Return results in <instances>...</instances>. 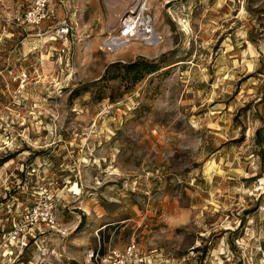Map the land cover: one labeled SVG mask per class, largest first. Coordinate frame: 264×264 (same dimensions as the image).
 Masks as SVG:
<instances>
[{
  "label": "rangeland",
  "instance_id": "rangeland-1",
  "mask_svg": "<svg viewBox=\"0 0 264 264\" xmlns=\"http://www.w3.org/2000/svg\"><path fill=\"white\" fill-rule=\"evenodd\" d=\"M28 4L0 0V264H264V0ZM112 7L150 39L105 45Z\"/></svg>",
  "mask_w": 264,
  "mask_h": 264
},
{
  "label": "built area",
  "instance_id": "built-area-1",
  "mask_svg": "<svg viewBox=\"0 0 264 264\" xmlns=\"http://www.w3.org/2000/svg\"><path fill=\"white\" fill-rule=\"evenodd\" d=\"M136 0H132V3L134 4ZM66 0H29V4L27 6V10L22 13L20 16L22 19V22L28 25H40L41 23L45 21H50L56 19L57 11L55 6L56 5H64ZM136 8V7H135ZM127 15L123 16V20L128 19L126 17ZM150 23L143 24L142 27L137 26L136 32L137 35L140 33L141 35H147L149 40L150 36L148 33L150 30L148 29L150 27ZM70 25L67 21H63L60 26L57 28V34L56 37L62 39L63 37L67 36L70 32ZM141 29V30H140ZM138 30V31H137ZM135 31H130V33H134ZM136 36V33L133 34L130 38ZM107 45V44H106ZM108 46V45H107ZM111 48L110 46H108ZM8 239L13 241H18L23 236V230L19 226H15L14 229L9 231L7 233ZM128 251L132 252L131 255H133L135 251V245L129 246ZM130 255V256H131ZM104 262L108 261V263H111L112 260H114V264H128L127 256L120 255V253L116 251H112L110 254L106 255L104 257Z\"/></svg>",
  "mask_w": 264,
  "mask_h": 264
},
{
  "label": "bare ground",
  "instance_id": "bare-ground-1",
  "mask_svg": "<svg viewBox=\"0 0 264 264\" xmlns=\"http://www.w3.org/2000/svg\"><path fill=\"white\" fill-rule=\"evenodd\" d=\"M139 4V3H138ZM130 5H131V1H130ZM135 6L133 7V9L136 7L137 4H134ZM128 7V6H127ZM122 9H125L122 8ZM131 9V8H130ZM120 10V9H119ZM121 11V10H120ZM120 13L118 15V10H115L113 7H112V13H111V17L112 19L114 18L115 20H117L116 22V25L114 27H112L111 29V32L113 33L112 35V38L106 43L108 46L110 47H113V46H121L123 45L124 43L130 41V37L133 35V34H137L136 32V28L138 25H140L137 21L135 20H131L130 18L128 19H125L123 20V16L121 15V19L118 20V18L120 17ZM121 29V31H120ZM141 30V29H140ZM110 31V30H109ZM119 31V32H118ZM130 31H135L134 33H130ZM138 31V30H137ZM119 33V34H118ZM140 34V33H139ZM138 34V35H139ZM155 37L158 38V34H154ZM143 37V36H142ZM145 39H148V38H144ZM161 39V38H160ZM157 41V40H156ZM151 42V41H150ZM154 43V42H153ZM105 44V45H106ZM109 49V48H107Z\"/></svg>",
  "mask_w": 264,
  "mask_h": 264
}]
</instances>
